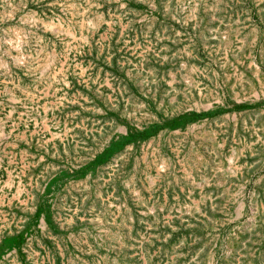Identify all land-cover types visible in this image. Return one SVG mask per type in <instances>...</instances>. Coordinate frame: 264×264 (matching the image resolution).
I'll return each instance as SVG.
<instances>
[{"label":"rangeland","instance_id":"rangeland-1","mask_svg":"<svg viewBox=\"0 0 264 264\" xmlns=\"http://www.w3.org/2000/svg\"><path fill=\"white\" fill-rule=\"evenodd\" d=\"M0 264H264V0H0Z\"/></svg>","mask_w":264,"mask_h":264}]
</instances>
